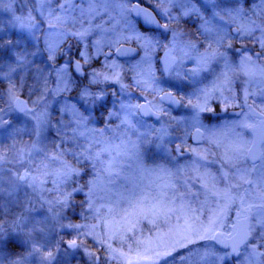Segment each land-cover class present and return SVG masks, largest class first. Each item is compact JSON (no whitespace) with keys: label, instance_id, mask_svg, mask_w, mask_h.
<instances>
[{"label":"rangeland","instance_id":"rangeland-1","mask_svg":"<svg viewBox=\"0 0 264 264\" xmlns=\"http://www.w3.org/2000/svg\"><path fill=\"white\" fill-rule=\"evenodd\" d=\"M131 1L22 0L17 4L0 0V45H5L0 49V119L11 125L0 129V227L14 225L11 216L26 202L25 210L35 211L20 231L15 232L14 226L9 229L16 239L5 249L3 264H47L44 259L49 253L54 256L50 264H95L97 257L104 264L143 259L165 264L157 259L162 252L171 253L166 264H264V180L251 171L254 164L257 170L264 167V144L257 163L248 160L241 165L250 170L244 179L251 180V186L234 188L239 177L229 174L222 179L221 171L229 170L213 163L229 148L240 147L247 153L253 141L246 127L253 123L248 112L230 118L229 110L253 103L264 114V0H144L168 25L164 35L142 31L131 15ZM92 4L110 7L101 23L88 26ZM14 17H20L26 27L14 26ZM212 20L225 42L231 48L241 43L244 52L235 59L224 55L230 61L219 71L193 76L192 70L211 54L209 49L217 48L210 47ZM96 27L114 30L103 31L106 35L90 33ZM9 40L14 43L8 45ZM79 43L83 50L78 49ZM196 43L202 47L200 52L190 48ZM121 44L138 46L140 57L118 59L115 51ZM65 45L71 53L65 49L61 56ZM168 47L180 57V64L172 71V80L165 82L160 70L151 71ZM111 51L114 55L106 56ZM215 55L218 68L223 60ZM194 56H199L198 63L191 61ZM73 64L75 70L85 71L87 84L105 87L109 76L133 64L140 79L133 88L137 100H131L128 110L135 115L124 117V104L111 107L114 99L111 104L96 102L101 115V108L111 116L121 113L124 118L119 115L121 123L115 127L114 120L100 126L94 121L90 126L86 117L91 113L76 115L78 101L60 95L73 89L68 82ZM166 89L182 100L176 113L159 101ZM204 93L209 94L211 111L199 112L197 119L195 105L204 104ZM19 96L27 100L30 113L16 111ZM143 101L162 113L165 121L176 123L167 155L150 156L141 144L127 145L135 141L133 136L142 143L147 132L137 107ZM217 110L224 112L225 119L211 116ZM83 127L89 132L87 139ZM196 128L205 133L201 145L190 141ZM176 143L190 150L191 156L178 158ZM25 171L31 177L26 183L18 179ZM32 189L51 213L32 205ZM60 211L65 215L60 216ZM247 214L250 241L240 258H225L227 251L216 240L201 239L219 232L232 236L238 219ZM72 241L76 247H69Z\"/></svg>","mask_w":264,"mask_h":264},{"label":"trees","instance_id":"trees-1","mask_svg":"<svg viewBox=\"0 0 264 264\" xmlns=\"http://www.w3.org/2000/svg\"><path fill=\"white\" fill-rule=\"evenodd\" d=\"M80 45L81 44L79 43V46H78L79 50H80ZM96 65H98V62L96 63ZM69 69H71V70L69 72L68 82L74 85L73 89L69 92V94L61 93L60 95L69 99V100L78 101V103H77L78 106L75 107L76 111H74V113L76 115L80 114V115L84 116V114L88 115L87 113L92 114L91 115L92 117H90V116L86 117L87 119L90 120V126L95 124L94 121H96L98 123V125L100 126L102 124V122L109 123L110 121L114 120V127H115V123H117V124L121 123L119 121V115L122 117L121 113L123 115H126L124 117L130 116V115H135L134 112L129 113V110H128V106L131 104V100H135V101L137 100V96H136L133 88L136 87V85L138 84V82H139L138 79H140V77L136 75L134 68H133L134 70L126 69L125 72L121 71V73L119 75H115V77H113V78L109 76L110 84L106 87L104 86L105 84H100V83H97L95 86L90 82L87 84V80L89 81L87 74H85V71L82 74V72H81L82 69L75 70L74 64ZM52 85H53V83L52 84L50 83L49 92H51L53 90ZM114 87L116 88L115 93H114ZM85 89H87V91L89 93H92L95 95H99L101 92H103L105 94V95H103V101L104 102L107 101L106 102L107 104H109V103L111 104V100L114 99L111 107L114 108V104L116 106H118V104L120 103V105L124 104L123 107H121V108L122 109L126 108V110L122 111L119 115H118V112H116V115H114V112H113V114L111 116L110 115L111 113L109 112V110H107L105 108H101V110H102V115H101V113L99 111V106L97 104V102L100 100H97L95 98V95L82 97V93L84 92ZM107 92H108V96H106ZM56 95H57V93H56ZM73 95L75 98H72ZM78 108H79V110H78ZM80 110L82 111V113L79 112ZM28 115H31V114H28ZM114 116H116V117H114ZM52 117L56 118V114L53 113ZM124 117H122V118H124ZM57 118H58V116H57ZM144 121L146 122V125H147L146 126L147 132L143 134L144 139L142 140V143H140V141L133 136L135 141H132V139H131V141H129L127 145L129 147H132L135 144L139 145L140 147L142 145L143 146L142 148L146 149L148 155H150V156L151 155L162 156V154L163 155L166 154L165 151L170 150V141H172V138L175 135L174 133H176V131H175L176 130V123H172V122L168 123V121L167 120L165 121L164 118H162L160 121H148V120H144ZM122 124H124V123H122ZM132 126H131L132 131L135 132L136 126L134 124H132ZM111 128H107V129L110 130V134H114V130ZM152 128H154V129H152ZM83 131L84 132L86 131L84 133L85 136L83 137V139H87L86 135L89 132L84 127H83ZM161 144L163 145V147H159V145H161ZM78 151H79V149H78ZM73 160H74V158H73ZM74 162L76 163V161H74ZM79 180H80V182H82V180H84V178L79 177ZM34 192H35L34 189H32L31 190L32 195L30 194V196H35V198L32 202V205H34L35 207H39V208H45L47 211H49L51 213L52 210L50 208H47V206H45L44 204H41V202H42L41 198L38 195H33ZM57 212H59V211H57ZM60 213H62V212L60 211Z\"/></svg>","mask_w":264,"mask_h":264},{"label":"water","instance_id":"water-1","mask_svg":"<svg viewBox=\"0 0 264 264\" xmlns=\"http://www.w3.org/2000/svg\"><path fill=\"white\" fill-rule=\"evenodd\" d=\"M146 11L147 13L151 14V17L155 19L161 27H156L154 25L149 26L144 23V15L143 12ZM133 16L137 19H140L142 22V25L149 29H163V24L155 14V12L144 5H141L139 3L134 4L133 6ZM119 50V51H117ZM116 50V55L120 59L125 58H135L138 55H140V49L136 46L129 45V44H121ZM260 54L259 52L257 53ZM160 63L163 66L164 73L168 77L170 74L171 69L177 65L178 58L174 55H172L168 50L165 51L160 59ZM171 93L172 96L176 101H179V103L173 102V100L165 99L166 94ZM159 100L164 103L165 105L171 107L174 111H178L181 107V100L178 98V96L172 92V91H165L160 94ZM14 107L17 112L19 113H25L31 110L27 100L24 97H17L14 102ZM140 117L143 119H153L155 121H159L162 119L163 114L156 111L152 108V106L146 102L143 101L140 103L139 109H138ZM243 113L242 109L233 110L231 111V114L240 116ZM250 114L252 116L258 117L260 119V122L256 125H252V127H249L248 130L253 135V141L252 144L247 152L248 156L250 157L248 160L252 163H257L261 157H262V147L264 144V114L257 110L254 106L250 107ZM205 141V135L204 131L200 128L194 129V131L191 134V142L194 145L203 144ZM179 149V150H177ZM191 154L190 150L181 151V147L179 144L176 145V155L180 158L187 157ZM256 159H252V158ZM243 211H246L245 208H243ZM249 218L250 215L247 214L245 217H242L238 221L236 232L230 236H224L222 232H219L216 234V243L218 246L222 248H230L233 252V255L235 257H238L240 255L242 247L245 246V244H237V241L247 234V240L246 244L250 241V230H249ZM233 248H236V251H233ZM129 264H160L159 260H153V259H143L139 261H132Z\"/></svg>","mask_w":264,"mask_h":264},{"label":"flooded vegetation","instance_id":"flooded-vegetation-1","mask_svg":"<svg viewBox=\"0 0 264 264\" xmlns=\"http://www.w3.org/2000/svg\"><path fill=\"white\" fill-rule=\"evenodd\" d=\"M5 2H10V3H12V2H14V3H17V4H19V3H21L22 2V0H4ZM23 2H24V0H23ZM131 3V15H132V17L134 18V22L142 29V31L143 32H147V33H150V32H153L154 34L155 33H158V34H160V35H164L165 33H166V28L165 27H163V29H149V28H146V27H144L143 25H142V22H141V20L140 19H137V18H135L134 16H133V6H134V4H136V3H139V4H141V5H144V6H146V7H149V8H151L154 12H155V14L157 15V17L159 18V20L161 21V23L163 24V25H165V22L158 16V14H157V12L149 5V3H146L144 0H133V1H131L130 2ZM54 5H55V3H53ZM110 6L109 5H105V4H92L91 5V8H92V10H93V14H92V17H93V19H92V17H90V18H88V26H90L89 24L90 23H99L100 21V19H101V17L104 15V13L106 12V11H108ZM111 7H112V9L111 10H113L114 11V5H111ZM99 16V17H98ZM27 20V19H26ZM29 20V19H28ZM113 20H114V14H113ZM32 22L33 23H35V20H31V22H30V24H32ZM213 20L211 21V24H212V34H211V41H213V43L211 44V48H215L214 46H216L217 48H216V50H213V49H209L210 50V52H208V53H211V54H209L208 55V57H206V60H207V66L204 68V70H202V71H200L199 73H198V75L200 74V75H209L210 73H214V71H219L221 68H224V62L227 64V63H229V61H230V58H228L229 57V54H232L233 55V58L235 59L236 58V55L237 56H240L243 52H244V50H243V48H242V45H241V43H237L236 45H233L232 46V48L225 42V41H227V40H225V37H222L220 34H219V31H220V29L218 28V29H213ZM101 23V22H100ZM83 24V23H82ZM220 26H223V25H220ZM220 26H218V27H220ZM89 29H90V31H91V28L89 27ZM114 30V28L111 30H106V29H101V27H96L95 28V30H92V32H90V33H94V31H99V32H101L103 35L106 33V34H109L111 31H113ZM105 33H104V32ZM87 34L85 37L86 38H88L89 36H91V34ZM105 34V35H106ZM89 40L88 39H86L85 40V44L88 42ZM129 45H133V44H129ZM66 46V45H65ZM64 46V48L61 50V56L65 53L64 52V50L65 49H67L68 50V53H71V51L69 52V45L68 46H66L65 47ZM133 46H136V45H133ZM136 47H138V46H136ZM80 48H81V45H80ZM89 48L91 49L92 48V43L90 42L89 43ZM139 48V47H138ZM190 48H193V52H200V50H201V45H200V43H196V44H193V45H191V47ZM140 49V48H139ZM81 50H83V47L81 48ZM117 50V49H116ZM169 51L172 55H174V56H176L177 58H178V63H177V65L176 66H174L172 69H171V71H170V74H169V76L167 77L166 75H165V73H164V69H163V66H162V64L160 63V59H161V56H162V54L165 52V51ZM72 52L73 53H75V55H77L76 53H77V51L76 50H72ZM140 54H141V49H140ZM214 54H217V55H215V56H221V58H222V60H223V62H222V64H221V66H219L218 68L217 67H215V64H214V56L213 55ZM112 55H114V51H111L110 53L109 52H106V56H112ZM115 55H116V51H115ZM224 55H228V57H224ZM117 56V55H116ZM118 57V56H117ZM138 57H140V55L138 56ZM137 57V58H138ZM199 57V56H198ZM198 57L197 56H194L193 57V59L191 60L192 62H195V63H198L199 62V59H198ZM72 58V60L74 59L73 57H71ZM137 58H134V60L135 59H137ZM118 59H120L119 57H118ZM131 59H133V58H125V59H120V60H122V61H124V60H131ZM71 61V60H70ZM97 63V62H96ZM99 63V62H98ZM95 64V63H94ZM179 64H180V57L178 56V55H176V54H174L172 51H171V48H165L162 52H161V54H160V57H159V61H158V67L155 69V70H153V71H151L153 74H156V73H158L159 72V70H160V72L162 73V76H163V81H165V82H168L167 80H170L171 79V74H172V71L177 67V66H179ZM133 65V64H132ZM132 65H129V67L128 68H130V69H132V70H134L133 69V67H132ZM214 68V70H212ZM85 70V69H84ZM157 70H158V72H157ZM135 71H136V69H135ZM172 80V79H171ZM165 91H172V92H174L175 93V91H173V90H170V89H166V90H164L163 92H165ZM162 92V93H163ZM176 94V93H175ZM177 95V94H176ZM160 96V95H159ZM178 96V95H177ZM178 98L180 99V97L178 96ZM181 100V99H180ZM160 101V100H159ZM161 102V101H160ZM181 102H182V100H181ZM164 104V103H163ZM165 105V104H164ZM165 106H167V105H165ZM181 106H182V103H181ZM251 106H254L255 108H256V106L253 104V103H248V104H246V106H244L243 108H239V109H242L243 110V113L240 115V116H238V115H236V114H234V115H232L231 114V111H233V110H238V109H232V110H229L228 111V114H229V117L231 118V117H237V118H241L243 115H247V112H248V114H249V116H251V118L253 119V123L250 125V126H252V125H256V124H258L259 122H260V119L258 118V117H255V116H252L251 114H250V107ZM167 107H169V106H167ZM169 108H171V107H169ZM181 108V107H180ZM257 110H259L258 108H256ZM171 110L174 112V113H176V112H178V111H174L172 108H171ZM260 111V110H259ZM245 115V116H246ZM211 116L213 117V118H224L225 119V116H224V112L223 111H219V110H217V111H214V112H212V114H211ZM163 118V117H162ZM144 120H148V121H155V120H153V119H144ZM160 121V120H159ZM249 128V127H248ZM194 131V130H193ZM250 132V131H249ZM205 134V133H204ZM250 135L253 137V135L251 134V132H250ZM190 141H191V137H190ZM178 143H176L175 144V153H176V145H177ZM180 145V144H179ZM199 145H201V144H199ZM181 147V151H185V150H187V149H185V148H183L182 146H180ZM191 156V154L189 155V156H187V157H190ZM178 157V156H177ZM187 157H182V158H187ZM178 158H180V157H178ZM30 198H35V197H33V196H29ZM24 205L25 204H22V207H21V209L19 210V211H17V212H15V215H13V217L11 216V219H14L13 220V224L14 225H12V226H7L4 230H6L7 232H5V233H12V232H10L9 231V229L11 228V227H15L16 228V230L17 231H15V232H18V231H20L21 230V228H23L24 227V225L25 224H27V222H28V217L30 216V214L31 215H33L34 213H35V211H33L32 209L31 210H25V207H27L28 205H27V202H26V206L24 207ZM59 215L60 216H64L65 214L64 213H59ZM239 220V219H238ZM218 246V245H217ZM246 246V245H245ZM244 246V247H245ZM12 247V246H11ZM220 249H222V250H224L225 252L227 251L228 253H231V255L233 256V258H240V256H241V254H242V249L244 248H242L241 249V252H240V255L238 256V257H235L234 255H233V252H232V250L230 249V248H222V247H220V246H218ZM226 252V253H227ZM20 253V252H19ZM30 253H32V251L30 252ZM20 256H22V254L20 253L19 254ZM92 256H94V253L92 254ZM46 257H48L47 255L45 256V259H44V261L47 263V264H50V262H51V258L52 257H54V256H51L50 258H47L46 259ZM21 259V258H20ZM91 260H93V259H91ZM95 264H104V259H102V261H101V258L99 257H97L96 258V260H95ZM160 264H161V261H160Z\"/></svg>","mask_w":264,"mask_h":264},{"label":"snow or ice","instance_id":"snow-or-ice-1","mask_svg":"<svg viewBox=\"0 0 264 264\" xmlns=\"http://www.w3.org/2000/svg\"><path fill=\"white\" fill-rule=\"evenodd\" d=\"M144 15V23L146 25L149 26H156V27H161V25L151 17L150 13H147L146 11L143 12ZM16 23H19L20 27L23 29L26 27V25L24 23L21 22V18L20 17H14L13 18V25L15 26ZM163 27L167 28L168 25L165 24L163 25ZM2 30V29H0ZM14 42L9 40L8 41V45H12ZM18 43V42H16ZM5 47V45H0V49H3ZM119 51V50H117ZM207 64V60L202 58L201 63L197 66V68L192 70V75L195 76L197 75L200 71L204 70V65ZM98 75V74H96ZM187 79V77H185ZM105 79H108L107 77H105ZM95 94L89 93L87 91V89L84 90V92L82 93V97L85 96H92ZM103 95L104 93L101 92L99 95H95V98L97 100H100L102 102L103 100ZM208 93H204V104L200 105L197 104L195 105V107L199 110L196 113V117L198 119L199 116V112L202 111H211V109L207 108V99H208ZM165 99H169V100H173V102L175 103H179V101H176L174 99V97L172 96L171 93L166 94ZM189 104H191V101H189ZM139 107V106H137ZM8 125V127H10L11 125L8 124L7 121H4L2 119H0V129L4 128L5 125ZM246 127H252L250 125H246ZM159 147H163V145H159ZM179 150V149H177ZM107 151V150H105ZM250 151V150H249ZM231 153V154H230ZM250 157L248 156L247 153H245L244 151H242V149L240 147L237 148H229V150H226L223 154V156H221L218 160L213 161L214 164H219L222 168H227L229 170V173H224L223 171H221V178L222 179H228L229 174H231L232 178H236L239 177L240 183L234 185V188H239L241 187L243 184H248L249 186H251L252 181L251 180H247L244 179V176L247 174H250V170L243 168L241 165L246 163L248 161ZM202 159H206V158H202ZM252 159H256V158H252ZM251 171H257V174L260 176V178L262 180H264V167H261L260 169H256L255 164L253 166V169ZM30 173L29 171H25L22 175L18 176V179L22 182H27L30 179ZM16 239L15 233H5V230L0 227V264H3V255H4V251L5 249L8 247V245L10 243H13ZM201 239H207V240H216L217 238L215 236H203L201 237ZM246 240H247V234L245 236H242L238 241L237 244H245L246 245ZM69 247H76V242L72 241L69 245ZM35 250V249H34ZM236 248H233V251H236ZM171 255L170 252H162V253H158L157 254V259L160 260H164L165 264L167 261V258ZM231 255V253H226L225 254V258L227 256ZM51 257V253L48 254L47 258ZM14 264H19V262H14Z\"/></svg>","mask_w":264,"mask_h":264}]
</instances>
